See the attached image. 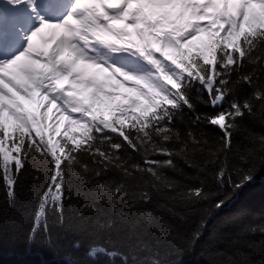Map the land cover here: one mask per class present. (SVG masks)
Here are the masks:
<instances>
[{
  "label": "snow or ice",
  "instance_id": "obj_1",
  "mask_svg": "<svg viewBox=\"0 0 264 264\" xmlns=\"http://www.w3.org/2000/svg\"><path fill=\"white\" fill-rule=\"evenodd\" d=\"M260 176L264 0H0V248L264 264L214 246Z\"/></svg>",
  "mask_w": 264,
  "mask_h": 264
},
{
  "label": "trees",
  "instance_id": "obj_2",
  "mask_svg": "<svg viewBox=\"0 0 264 264\" xmlns=\"http://www.w3.org/2000/svg\"><path fill=\"white\" fill-rule=\"evenodd\" d=\"M193 94L204 96L206 98V93L203 92L202 89H200L199 92L194 91ZM253 127L257 130L260 129L258 123L253 124ZM25 200H27V197H20L18 204L23 203ZM236 210L238 223L233 225L226 233H223L220 239L214 243V246L231 251L236 246H242L245 240L260 239L258 235L255 237L251 236L248 232V228L250 226L258 225L261 221H264V176L258 177L256 183L250 186V188L246 191V194L237 202ZM215 223L216 222L214 221L213 224ZM29 227L30 223L28 221H24L18 225L15 232L19 242L15 245L6 243L3 248H0V264H36V262L40 259L46 261L47 264H60V261L64 259L65 248H61L59 254L44 252L42 256H37L34 252L25 251L23 237ZM211 231L214 232V229ZM55 235V230H53V236L55 237ZM213 239L214 236H207L205 241L197 248L196 252L184 255V264H203L200 249L206 248L208 246V241ZM99 242L102 243V241ZM84 243L87 245L88 242L85 241ZM61 244L66 245V242L61 241ZM82 257L83 250L74 253L72 256L74 260H80Z\"/></svg>",
  "mask_w": 264,
  "mask_h": 264
}]
</instances>
